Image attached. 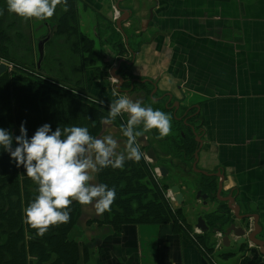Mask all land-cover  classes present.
<instances>
[{
	"label": "crops",
	"instance_id": "1",
	"mask_svg": "<svg viewBox=\"0 0 264 264\" xmlns=\"http://www.w3.org/2000/svg\"><path fill=\"white\" fill-rule=\"evenodd\" d=\"M71 3L76 31L93 42L92 50L61 47L63 39H57L55 23L66 20L68 14L61 0L51 17L29 19L33 48L37 38L47 39L43 48L52 46V42L59 44L60 51L48 56L51 68L63 69L74 54L85 90L95 100L111 104L120 95L115 93L109 75L95 79L91 76L92 69H106L108 74L123 60L125 64L116 74L130 81L144 82L135 85L134 91L151 94L148 99L154 103L164 99L166 104L172 103L171 107L177 112H192L190 116L197 122L193 125L194 141L196 148L199 147L197 168L212 173L220 171V178L216 177L220 182V200L233 198L238 213L235 218L243 220L239 218L251 215L245 220L251 226L258 218L257 225L262 231L264 0H72ZM116 6L120 17H126L121 22L124 36L118 32L114 21ZM102 17L110 25L102 23ZM87 30L92 31L91 37ZM111 32L119 34L121 53L107 42L111 40ZM33 54L37 63L35 48ZM108 134L117 140V151H125L126 140L122 133L112 125L103 124L99 137ZM148 138L157 153L163 155L161 138ZM167 161L168 154L165 165L161 166L166 172L167 167H174V173L178 171L175 165L167 166ZM192 172L194 177L188 181L196 182L200 172L196 169ZM92 183H96V174ZM196 201L200 208L188 210L190 214L186 215L184 207L173 206L180 209L185 225L192 230L195 228L191 223L192 213L208 219L216 207L213 202L202 206L199 199ZM101 218L102 214L97 215L91 204L81 207V218L68 238L87 248L91 255L87 262L82 261L80 255L77 264H264L262 255L252 261L227 258L217 254L215 247L210 251L214 250L213 255H206L196 241L171 224L125 225L119 231L106 224H86ZM235 239L230 235L229 245L232 246Z\"/></svg>",
	"mask_w": 264,
	"mask_h": 264
},
{
	"label": "trees",
	"instance_id": "2",
	"mask_svg": "<svg viewBox=\"0 0 264 264\" xmlns=\"http://www.w3.org/2000/svg\"><path fill=\"white\" fill-rule=\"evenodd\" d=\"M61 2L66 4L68 13L66 20L55 23L58 26L57 39H63L61 47L91 51L93 42L82 38L76 31L72 0ZM102 20V23L110 25L103 17ZM29 29V19L9 13L6 0H0V61L11 67L0 74V127L15 136L19 134L23 121L30 137L44 123L50 124L53 130L57 126L76 125L87 127L91 135L99 137L103 125L101 120L107 115L109 104L87 94L82 71L74 77L76 81L71 82L66 80L62 68H51L47 51L44 52L43 62L37 66ZM110 37L107 42L121 53L119 34L111 32ZM61 47L53 44L44 49H55L57 54ZM70 59L73 67L68 71L74 75L78 71L74 54ZM92 72L95 79L108 77L106 69H92ZM126 122L125 116L120 115L111 125L121 132L120 125ZM140 128L143 126L137 127L136 131L141 133ZM182 133L183 138L179 135L181 142L193 138L191 134ZM152 135L158 137L155 129H152ZM168 141L172 143L174 139ZM140 150L142 152V148ZM155 167L142 156L139 161L127 160L122 168L107 167L96 174V183L114 187L116 197L101 220H90L86 224H106L115 231L125 225L171 224L192 240L196 239L201 251L209 254L208 251L214 247L210 244L209 235L191 237L192 229L185 225L180 209L173 208L166 199L168 186L155 176ZM36 194V185L26 176L23 168L10 163L7 152L0 150V264H77L80 255L82 261L87 262L91 252L68 238L70 231L78 225L83 205L73 201L69 205L68 223L50 226L47 232L38 235L36 229L24 222L23 216L24 208ZM220 218L222 225L228 223V217Z\"/></svg>",
	"mask_w": 264,
	"mask_h": 264
},
{
	"label": "clouds",
	"instance_id": "3",
	"mask_svg": "<svg viewBox=\"0 0 264 264\" xmlns=\"http://www.w3.org/2000/svg\"><path fill=\"white\" fill-rule=\"evenodd\" d=\"M60 0H6L9 13L17 17L44 20L54 14ZM115 94V93H114ZM122 113L128 114L121 124L126 137L125 151L118 152V142L111 134L95 137L84 126H57L44 123L29 137L22 121L19 134L0 127V150L7 152L9 162L23 172L36 185V195L23 210L24 222L43 235L50 226L66 224L70 219L73 201L91 204L97 215L110 209L116 190L104 183H92L95 174L104 168H122L127 160L139 161L140 150L136 131L138 125L145 130L155 129L158 137L170 132V118L159 109L142 106L138 100L120 95L108 105L104 125H111ZM13 144L15 145L13 147Z\"/></svg>",
	"mask_w": 264,
	"mask_h": 264
},
{
	"label": "flooded vegetation",
	"instance_id": "4",
	"mask_svg": "<svg viewBox=\"0 0 264 264\" xmlns=\"http://www.w3.org/2000/svg\"><path fill=\"white\" fill-rule=\"evenodd\" d=\"M122 89H126V87L124 86V88ZM172 103H167L164 99H159L158 101H156L155 103L152 101H149V99L146 97L145 98V102L144 105L145 107L150 106L153 109H159L164 113H168L170 114L169 117H171V123L174 125H171V128L173 129V131L175 130V128L177 127V130L180 132V134L182 135L181 137L183 138L184 135L182 132H184L186 134V131H190V127L189 125H193V121L195 119V117H191L190 115L192 114V112L188 111H183L180 110V112H177L178 110H174L173 107H171ZM184 114V116H183ZM183 116V117H182ZM126 118V117H125ZM190 120V122H189ZM137 127H142V125H138ZM141 133L140 135L137 137V140L140 136H144V139L147 143V146H143L142 143L138 142L140 145V148H143V150H145V152L148 149H152L154 151V159L155 161L152 162L153 164L157 165L158 167L164 166L165 165V157L168 154V159L169 161H167V166L171 164L175 165L176 168L179 166V164L181 165H187V170L190 173H193L192 170L196 169L197 171H199L200 173L198 174V179L196 180V182H191L190 185H188L186 183L185 177H183L182 175L180 176L179 173H176L174 175H171V173L173 172V169H175L174 167H167V172H166V176L165 177H161L160 176V181H162V183H165L167 185V182L170 185V182H175V186H177L180 191H183V187L184 186L186 189H191L192 187L195 190V193L193 195V198H196V193L200 192V198L199 200L202 203V206H207L208 203L210 204L211 202L215 203L217 206L214 209V212H212L209 216L208 219H203L205 220V225L208 228V231L205 233L209 236H214L215 232L214 230L220 231V229L222 227H224L223 232L220 231L222 234L226 231L227 228H229L231 225H233L236 228L241 229L244 232V237L243 238H239V239H235L234 244L229 245L228 247H224L223 243H222V239H221V245L224 249H229L228 252H226V254H223L222 256H225L227 258H233L235 257L236 259H248L249 261L252 260H256L257 258H259L260 255V251H264L260 250V248L251 245L250 242L248 241V235L251 233V231L253 230V226L246 224L245 220L247 219H243V220H237L235 218V215L232 214L229 210H228V202L225 201H220L217 199V189H218V181L217 178L214 176L216 174V172L212 173L210 171H206L204 169H199L197 168V163H198V145L196 148V141H194V137L191 138V141H183L181 142L180 139H177L176 141H173L172 143H170L168 140L165 141L166 138L168 137H162L161 138V142H162V154L157 153V151L153 148V144L151 143V141H149L148 137H152V129L151 130H145L144 128H140ZM177 131V132H178ZM179 134V133H178ZM189 135V134H186ZM192 135V134H191ZM190 136V135H189ZM154 137V136H153ZM188 137V136H186ZM164 146V147H163ZM169 148H173L174 151H170ZM172 150V149H171ZM165 153V156H164ZM218 172V171H217ZM165 179L167 181H165ZM172 180V181H171ZM173 186H169V188H171ZM221 193V192H220ZM182 194L184 195V193L182 192ZM220 195V194H219ZM218 195V196H219ZM201 196H205L206 199L202 200ZM227 198V197H226ZM224 198V199H226ZM220 199V198H219ZM198 200V199H196ZM183 204V201H182ZM181 204V205H182ZM185 204V203H184ZM184 204L180 207H184ZM220 216L222 217H228V223L227 224H223L222 219L220 218ZM236 225V226H235ZM230 237V236H229ZM228 237V239H229ZM222 238V237H221ZM254 239H257L259 242L262 243V245L264 246V229H262V231L260 230L259 234L254 236ZM229 242V241H228ZM239 242V243H238ZM227 254H229V256H227Z\"/></svg>",
	"mask_w": 264,
	"mask_h": 264
},
{
	"label": "water",
	"instance_id": "5",
	"mask_svg": "<svg viewBox=\"0 0 264 264\" xmlns=\"http://www.w3.org/2000/svg\"><path fill=\"white\" fill-rule=\"evenodd\" d=\"M117 7V6H116ZM118 8V7H117ZM123 14V11H122ZM126 20V17H123V15H121V17L115 22L116 27L118 30H120L121 28V22ZM37 44H36V54H37V66L39 64V62L41 61L42 57H43V45L44 43L47 41V39H38L37 38ZM125 64V62L123 60H119L117 62V65L113 68L110 69L109 71V76L113 79L116 80L117 84L114 87V91L118 94H122V95H127L129 97H131L133 100H138L141 102L142 106L144 105L145 102V98H150L151 99V94H149L148 96L146 95V93L143 90H139V91H133V88L135 85H139V84H144V82L142 81H138V80H131V81H124L119 75L116 74L118 68L120 67L121 64ZM6 71V66L3 63H0V74L4 73ZM128 83V88L126 90H122V87ZM126 117L128 119V114L126 113ZM193 126V125H192ZM190 127V130L192 132V134L195 136V127ZM138 142L142 143L143 146H147V143L144 139V136H140L137 140ZM146 157L151 161L154 162V154L153 151L151 149H148L146 151ZM160 176L161 177H165L166 176V171L163 168H159L158 169ZM198 172V171H197ZM218 174H215V177H219L221 176L220 171L216 172ZM170 194L173 196V205L174 207H178L179 205H181L182 201H183V197H182V193L180 192V189L177 186H173L169 189ZM220 194V182L218 183V189H217V199H219L218 195ZM200 198V192L196 193V199ZM202 200H205L206 197L205 196H201ZM220 201H225L228 202V209L230 211H232L235 216L238 214L236 213V209L237 207H235L234 205V199L231 197H228L226 199H222ZM238 210V209H237ZM252 216L248 215L246 217H241L239 219H250ZM238 219V218H237ZM257 219V220H256ZM258 223V218H255L254 222H253V230L251 231V233L248 235V241L250 242V244L260 248V250H263L264 246L262 245L261 242L257 241L254 239V236L257 235L261 228L258 227L257 225ZM195 228L200 230L202 233H206L208 231V228L206 227L202 217H198L196 224H195ZM257 228V230H256ZM214 232L216 233V230H214ZM232 235L234 238H243L244 237V232L239 229L234 227L233 225H231L229 228L226 229V231L223 233V237H222V243L224 247H228L229 246V242H228V237ZM239 243V242H238ZM260 255L264 256V251H260Z\"/></svg>",
	"mask_w": 264,
	"mask_h": 264
},
{
	"label": "rangeland",
	"instance_id": "6",
	"mask_svg": "<svg viewBox=\"0 0 264 264\" xmlns=\"http://www.w3.org/2000/svg\"><path fill=\"white\" fill-rule=\"evenodd\" d=\"M86 33L91 37L92 35H93V33H92V31H86ZM52 44H55V42H52ZM45 50V52L47 51V49H44ZM62 50H64V49H62ZM55 52V49H51L50 51H49V54L50 53H52V55H53V53ZM54 65V64H53ZM65 66H63V74L67 77V79L66 80H70L71 82H74V81H76V79H74V77L75 76H77L78 77V74H79V72H80V70H81V68H78V64L76 63V67H77V69H78V71L74 74V75H72V74H70V72L68 71V70H71V66H72V61H70L69 63L68 62H65V64H64ZM79 66H80V64H79ZM66 70V71H65ZM91 76H92V74H91ZM165 114H167L168 116H170V114H168V113H165ZM170 118V132H169V134L167 135V136H164V137H168V138H166L165 139V141H167L168 139H174V140H177V137L176 136H178V139H180V137H179V135H178V130H177V127L175 128V132L173 131V129L171 128V125H173L172 123H171V117H169ZM196 118H195V120H194V123H193V125L195 124L196 125ZM174 126V125H173ZM154 148V147H153ZM142 152H143V154L145 155V150H143L142 149ZM178 167L180 168H178V171H177V173H179L180 174V176L182 175L183 177H185V180H186V183L188 184V185H190V183L191 182H194L192 179H191V181H188V179L189 178H193L194 177V175L192 174V173H190V172H188V170H187V166L186 165H181V164H179L178 163ZM182 166H186V168H182L181 169V167ZM176 173V172H175ZM175 173H171V175H174ZM196 179H198L197 177H196ZM172 181V180H171ZM170 185L171 186H175L176 184H175V182H170ZM169 183L167 182V185L166 186H168V189H169ZM183 187V193H184V195H183V197H184V200H183V204H184V210H185V215L186 214H190V212L188 211V210H198L200 207H199V205H197V201L193 198V195H194V193H195V190H188V189H186L184 186H182ZM168 191V190H167ZM181 192V193H182ZM169 197H170V199H171V195L169 194ZM194 201H195V203H194ZM182 204V205H183ZM181 205V206H182ZM193 205H196L197 207H193ZM217 206V205H216ZM182 209V208H181ZM192 215V220H191V223L192 224H196V219H197V217H195V214H191ZM201 216L203 215V213L202 214H200ZM202 218L203 219H205L204 218V216H202ZM75 227H77V226H75ZM223 229H224V227H222L221 229H220V231H222L223 232ZM192 232H194L195 234H200L197 230H195V228H194V230H192ZM191 234V233H190ZM221 237H222V235L221 234H215L214 236H209V239L211 240V242H210V244H212V245H214V247L216 248V252H217V254H218V252L220 253V254H226V250H224L223 249V247H222V245H221ZM214 247H213V249H214ZM222 248V249H221ZM225 251V252H224ZM206 252V251H205ZM208 253L211 255H213L214 254V250H213V252H210V251H208Z\"/></svg>",
	"mask_w": 264,
	"mask_h": 264
}]
</instances>
